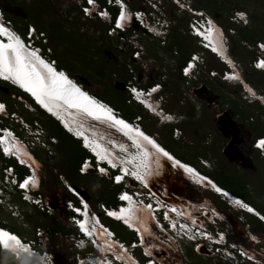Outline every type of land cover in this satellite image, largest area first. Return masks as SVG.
<instances>
[{
    "label": "rangeland",
    "instance_id": "1",
    "mask_svg": "<svg viewBox=\"0 0 264 264\" xmlns=\"http://www.w3.org/2000/svg\"><path fill=\"white\" fill-rule=\"evenodd\" d=\"M27 1L28 15H26L28 12L24 13L21 9H15L14 2H17L16 0L11 2L10 0H0V7L4 9L6 16H11L12 24L17 28H22L27 22V28H29L31 24L35 25L30 21L36 20L37 25L35 27L39 34L43 33L45 35V40L43 39L42 42H47L43 45L51 53L50 57H54V55H58L60 58L67 57L65 62L74 66L75 76L81 80L83 79L87 86L98 94L107 92L108 99L117 102L122 107H125V105L116 91L123 96H128L126 84L129 81L138 83L143 87L153 83H161L164 86L162 91L165 97L164 107L177 116L183 115L184 119L180 124L172 125L160 123L158 117L151 116L148 113L147 115L143 114L142 124L148 129L147 131L157 135L160 140L170 144L181 154L197 160V165L201 166L203 170L200 171L203 174L206 170H214L238 176L239 179L242 178L248 182L247 186L251 196L264 205V156H261L260 153L250 147V138L256 135L255 133L264 126V105L259 101L253 102L252 98L247 99V95L243 94L241 85L233 82L227 83L221 80L219 76L210 77L209 72L211 70H221L222 65L214 57L208 56L207 53L203 57L204 65L192 73L191 82L187 85L186 79L180 76L177 68L176 54L178 49L170 46L177 34L182 36L183 42L189 46V50L201 51L196 40L188 33L187 24L190 18L188 12L180 11L171 0H162V4L158 1L155 6L160 9L159 12H154V7L146 0H125L130 8L145 10L150 19L154 20V16H159L171 24L170 33L166 39L162 37L153 38L147 32L135 31L137 34L133 36L138 35V42L143 47V57L136 60L132 59V47L129 45L131 44L128 42L129 38L124 40L121 35H109L104 31L106 24H108L106 21L86 20L81 17L79 10L81 0ZM217 1H225V9L215 13L211 12L209 8L201 7L198 0H188V3L195 9L205 10L228 32H231L229 29L236 30L235 36L230 39L232 56L240 63L244 79L254 89L264 93V72L256 71L250 65L254 53L257 52L256 44L237 40L241 25L230 20L233 13L242 11L247 14L249 26H251L249 13H257L261 18L257 23L255 34H264V1L261 0V3H252V1L247 4L241 0ZM43 3L48 5L49 9L43 11L40 14L41 18H39L36 13L38 9H41ZM234 4L241 6L243 10L234 7ZM34 5H40V7L34 9ZM134 30L132 29V31ZM131 32H129V35L133 34ZM126 36H128V33H126ZM261 41L264 42V39H261ZM169 48L172 50L170 51ZM207 62L213 66L212 69L207 70ZM65 71L68 72L66 69ZM107 86H112L115 90L106 91ZM197 86L205 87V96L202 92H192L194 87ZM209 94L213 98L207 97ZM4 95L25 119H37L42 127L49 132L48 125L45 123L46 119L36 109L30 107L22 98L10 93L7 87L0 85V98ZM235 101L237 105L234 106L235 108L238 107L241 113L239 116L235 111V118L243 123L249 138L246 135L245 142L242 145V150L246 154L243 161L242 158H237L234 162H231L223 152L227 141L223 139V135L214 119L220 113L217 108L219 103L221 108H228L229 106L234 108L231 103ZM132 105L134 106V104ZM131 109L139 108L135 106ZM249 114H253V118H250ZM175 126L181 130L179 138L174 136ZM54 146V153L51 157H46L42 149L35 150L39 157L37 168H39V174L42 178L41 190L47 198H50L48 202L53 206V214L49 215L34 207L20 204L16 212L13 213L12 210L7 211L0 206V219L9 225L15 226L16 231L27 239L34 238L36 228L40 227L45 231V234H48L47 248L58 258V264H71L78 252L74 247V241H71L72 235L69 234L70 237H68L66 236L68 231L58 230L54 226L61 224L66 229L71 228L65 208V202L70 199V195L62 188L59 175L63 174L69 181L75 182L77 186L84 188L94 208L97 207L102 197L110 195L114 191L111 189L112 185L106 179L95 175L93 172L88 173L86 176H74L69 173L64 154L57 149V145L55 149ZM165 148L169 150V148ZM169 151L173 153L171 150ZM197 170L199 171V168ZM175 172L176 170L173 168H166L164 171L170 180L176 179L172 175ZM211 179L213 180V178ZM155 181L158 182L157 185L163 184L161 181ZM180 182L178 188H175L176 191L171 190L176 199L188 203L193 202L194 204L195 202L203 203L209 200L208 202L212 203L211 205L229 216V221L221 223L223 225L221 227L229 230L231 240L241 242L247 250L263 258L264 231L257 230L255 226L248 223L251 219L250 216L241 211H230L227 204L221 201L220 197L214 196L207 189L191 186L189 182L186 183L182 180ZM52 199L56 202L50 201ZM190 210L193 211L192 208ZM238 218H241V220ZM105 221L109 224L110 229L123 239L129 241L132 238V235L120 224L106 219ZM203 221L207 222L205 219ZM70 230L75 231L73 228ZM257 240H261L262 243L257 245ZM180 245L182 249H186L185 254H174L175 258L170 257L168 259L169 264H230L222 260L217 254L208 251L205 246H200L195 250V248H191L193 244L190 242H181ZM0 257L9 260V256L6 254H1Z\"/></svg>",
    "mask_w": 264,
    "mask_h": 264
},
{
    "label": "clouds",
    "instance_id": "2",
    "mask_svg": "<svg viewBox=\"0 0 264 264\" xmlns=\"http://www.w3.org/2000/svg\"><path fill=\"white\" fill-rule=\"evenodd\" d=\"M97 1H99V3L106 8L104 16L101 18L98 17V18H87V19H97L101 21H106L108 23V26L105 28L106 32L108 28L116 26V22L118 20L117 16L120 13V10L123 9V11L120 14L119 20L124 19L126 22V27L124 29L119 27L118 35L123 34L126 38H128V36H130L129 32H131L132 29L133 30L135 29L131 33H134L136 30H140L142 32H147L149 35L153 36V38L162 37L166 39L170 33L171 24L166 22L163 18L159 16H154L153 17L154 20H152L150 19V16L147 15V12L140 8H134V9H135V12H138V13L140 10H142L143 13H141V15H136L135 12L132 14H128V10H129L128 4L126 3L125 0H110V1L105 0L104 4H102L100 0H97ZM146 1L151 6L154 7V10H155L154 12L160 11V9L157 8L155 5H157L158 1L160 4H162V0H146ZM171 1H173V3L177 5L180 11L182 12L186 11L190 13V10L188 9V6H187L188 0H171ZM182 1L185 4L181 3ZM182 5H186L187 7H183ZM110 7L116 9L115 15H113V12L111 11ZM79 10H80V7H79ZM0 11L2 13L0 18H3L4 23L8 25V26L2 25V27H0V33H2L3 35L7 37L5 45H0V82H5L6 84L17 88L20 92L24 93L25 96H22V94H20V96H17L16 94V97L22 98L30 107H33L37 111L38 109L43 110L47 115L51 116L55 121H57L59 126H61V128L65 132H67L70 136H72L74 139L79 141L80 146L83 149H85L86 152L89 154L83 159V161L81 162L78 168L80 174L87 175L88 173L93 172L97 176L105 175L108 178L109 183L111 184L110 177H111V174L115 170H122V172L124 173V179L130 178V175H129L130 169L140 168L138 167V165L140 164V157H142L145 161L143 162L144 163L143 168L145 169L146 175H147L146 183L148 184L150 188H153L149 183V178L151 177V173H152L151 170L153 167L152 155L148 159L149 155H148L147 150L146 149L144 150L143 146L145 144H141L142 142H140L141 138L150 140L154 142L157 146L161 147L165 151V153L170 158H172V160H174V162L172 161L171 163H172V168L176 170L175 161L178 163L180 162L174 159L173 157L174 154L172 153L173 154L172 155L166 149H164L162 145L158 143L159 141L157 142L154 140V138L157 139V135L152 134L148 132L147 130H145V127L142 124L143 119L140 116H136L133 119H129L125 117L119 108H117L114 104L108 102L104 98L100 97V95H98L97 93L88 89L86 83H84L82 80L81 81L78 80L76 76L72 75L65 68L68 71L66 72L64 67H61L59 65L57 58L50 57L51 53H49L48 52L49 50H46L43 45V44H47V42L45 41L42 42V40L45 38V35L43 34V36H40L39 33L37 32L35 25L31 24L29 28H27V31L25 33H22L15 25L12 24V20L7 18L4 12V9L2 7H0ZM124 15H128L129 19L123 18ZM215 24L216 22L214 21L213 24L211 25V28ZM6 27H8L9 30H7ZM158 27L164 28L165 32L158 33L157 35V34H154L153 31L148 29V28H158ZM187 28H188V33L196 40L197 45L201 48V51H192L189 54V58L179 69L180 76L182 77L181 68L183 66H186L189 72L191 73L195 72L200 66L204 64L203 57L205 56V53L208 54L209 52L212 55H214L215 59H217V61L222 65V69L218 71V74H216V76H219L221 80L227 83H232L227 80V77H224V74H225L224 70H229L228 66H230V69L233 72L231 74H234V70L231 67V65L226 61V58H224L220 54L216 55L214 53L216 52L214 50V45H212L209 41H207V39H205L203 34L198 35L197 33L190 32L188 24H187ZM221 29H222L221 37L223 41L222 42L223 46L226 48L227 52H230V54L232 55L231 50H230V44L228 47L227 41L225 40V36L229 34V36L232 38L235 35L234 34L230 35V32H228L227 29H224L222 27ZM127 31H128V36H126ZM136 39L138 40V35L136 36ZM137 43L142 47L141 43H139L138 41ZM7 45H10L11 47H5ZM130 46L132 47V50H133L134 49L133 45L131 44ZM256 46L255 48L257 51ZM260 52L264 55V48L261 49ZM256 55H257V52H256ZM32 60H33V64L39 67L40 72L41 71L45 72V70L42 68L43 65L50 68L53 72L52 80H47V78H45L40 72L38 73L37 69L33 66L31 62ZM235 62H237V60H235ZM236 66L238 67V69H240V72L242 73L241 68L237 65V63H236ZM206 67H207V70H210L207 65ZM17 69H22V71L18 74L16 71ZM257 71L264 72V68H261L260 70H257ZM1 73L8 74V76L2 77ZM61 76H63L66 82L70 84L71 86L70 88L73 89L72 91L66 92L65 90H63V86L60 80ZM182 78L185 79V77H182ZM19 82H21L23 85L25 84L28 85V90L22 89L19 86L21 85ZM84 84L86 85V87H84ZM128 84L131 89L128 88ZM73 85L76 86L77 88H73ZM126 88L128 90L127 91L128 98H129L128 100H131L137 104H140L141 107L149 115L158 117L160 123H168L172 125L174 124L177 125V124H180V122H182V120L184 119L183 115L177 116L175 113L167 111L166 108L164 107L163 103H164L165 97L162 93L164 86L161 83H153L152 85H147L143 87L139 85L138 83L129 81L126 84ZM198 88H200V86L194 87V90H192V92L195 93L196 91H198ZM247 91L248 89L244 87L243 94L248 95L246 93ZM257 92L264 97V93H261L260 91H257ZM136 93H140L141 98H139L136 95ZM39 97H44L49 102V104H51L54 107V110L57 113L49 109H44L43 107L38 105L37 98ZM253 98H256V97H253ZM28 99H31L33 104L29 103ZM66 100L69 101L70 103H75L77 107L83 106V104H81L83 100H86V104L90 107L91 106H94V107L101 106L102 108L106 109L110 113V115L113 117V120L110 121L109 124H106L105 122H100L96 118H93L92 116L87 115L83 111L81 112L76 111L73 106L67 103ZM55 101H60V104H54ZM254 101H257V100H253V102ZM261 104L264 105V102H261ZM2 111L7 112V111H12V110H10L9 108V103L6 100L0 98V113ZM81 114L87 115V119L84 120ZM135 119H137V122L135 121ZM65 120H68L73 125H79L78 130L68 129L64 123ZM91 121H94L96 123L91 122ZM118 121H122L126 123L128 127H132L133 129L136 130L135 131L136 133L141 132L140 135H142V137H140V139L137 141L133 139L134 137L130 138L125 132H123V128L121 126L120 127L117 126ZM89 124L92 127L93 126L101 127V125L103 124L106 125V127H102V128H104L108 132L109 136H105L102 133H95L93 131H90L89 129H87V126H89ZM134 126H137L138 128H135ZM141 128L144 129V131ZM175 128H178V127L175 126ZM256 136H259V135H253L250 138V147L251 149L260 153L261 156H264V154H262L259 150L253 147L252 142ZM179 137L175 136V138H179ZM86 140L92 143L95 146L96 150L99 151V153L94 152V150L87 145ZM6 148L8 151H10V153L15 152L18 158L24 159L29 162L30 166L32 167L31 170L29 169V172H31L32 179L34 180L38 177L35 185H33V182L31 183L32 187L30 189V192H32L33 194H37L38 192L43 194V191L41 190L42 178L39 174V168L35 167L32 159L27 158L24 154L25 152H29L30 154L34 155V157L39 162V157L34 153L35 151L32 152L29 148L22 145L18 140L13 141L10 138L8 139ZM146 148H148V146H146ZM106 154L107 156H105ZM2 156L4 159L3 162H5L6 164L10 163L14 165L16 169L18 170L23 169L24 171L25 170L28 171L27 168L29 167L27 166L26 168V166L20 165L16 157L12 155L11 157H6L4 155ZM184 163H180V164H184ZM184 165L188 167V168L183 167V170L185 171L187 180L191 184V186L201 187L203 189H207L211 191L213 195L220 197L221 201H224V203L227 204V207L230 211L237 210L238 212L241 211L244 213H249V214L255 215L256 217H258L257 216L258 214L262 216V218L260 217L258 218L264 222L263 215L255 207L251 206L248 202H246L243 198H241L240 196L239 197L233 196L231 195L230 192H227L226 190L220 188L217 185L213 186L208 181H206V184L196 182L192 177L194 174V171H192V169L197 171L198 167L190 163H186ZM80 169H83L84 171ZM124 179L122 180V182H124ZM59 181L62 185V188L65 191H67L68 194L70 195V199H67V200H72L71 204H68L67 200L65 202V208L67 211V219H68L69 226L75 230V231L71 230L70 232L67 233L66 236L70 237L69 234L72 235L71 241H74L73 242L75 245L74 247L78 251L76 253L74 262H72L71 264H92V262H90L87 259L88 256L91 257L96 264H105L104 263L105 259L107 261V264H124V263L128 264V261L126 260V258L124 259L115 258V255L117 256V254L115 253L116 249H114L113 243L116 242L115 234L116 236L118 234L112 231L115 233L114 235H111V236L107 235L105 236L106 238H104L106 239V241H108V244L102 245V243L100 244V242H98L100 241V238L96 236V232L98 231L99 233H103L102 232L103 226H105V224H108L105 221L106 219V220L120 224L121 227H123L127 232H129L133 238L132 232L135 230H140V227L139 225L133 222L132 218L133 216L137 217L138 211L140 215L142 213L141 212L142 209H145L146 212L148 213L147 201L149 200V198L146 199L147 201L146 203H144V206L142 207L138 206L135 201L128 199L126 203V207L121 210V212H124L125 219L120 220L114 215L115 213L112 212L110 209V208H114L118 204L117 198L114 197L116 202L110 203V204L106 203L105 201L99 200L100 202H103V204H106L105 207L102 208L99 204H97V207L94 208L92 203L89 201V195L84 191V188H81L72 182L74 186L67 189V187L65 188L60 178H59ZM132 182L133 184L139 185V183L133 179H132ZM215 182L216 181H214V183ZM112 186L120 187L121 185L114 184ZM159 188L160 189L164 188L166 190V187L164 184H159L158 187L155 189H159ZM145 189L148 190L147 188ZM166 192H167L166 197L168 199V191L166 190ZM87 195H88V198H87ZM44 198H45V201L47 202L50 199L49 197L47 198V196L45 195H44ZM13 199H14L13 204H16L18 208L20 204H23V205H27L30 207H34L37 210H39L36 204H33L32 202H30V200H22L21 197L18 196V194L15 195ZM234 200L237 201V204L232 203V201ZM50 201L56 202V200L54 199ZM172 202H174L175 204L174 206L175 211L171 212V214L174 217L173 221L176 222L174 224H177V225H174V227L168 228L167 229L168 233H162V235L166 237L168 236V238L175 241L174 246L171 249L173 253L178 254V255L185 254L186 249H182L180 243L181 242L185 243V241H187L193 244L191 245L192 249L195 248L196 250L200 248V246H205V248L208 251H210L213 254H217L222 260L229 262L230 264H264V255H263V258H261L257 256L256 254H254L253 252L247 250L241 242H234L231 240L230 238L231 234L229 230H227L224 227H221L223 226L222 225L223 223H227L229 221L228 218L219 217L217 214L214 215V213L208 212L211 216L209 217L208 215L206 216V214H202L198 209L195 210V213H193V215H187L184 212V208L186 206L184 203H181L178 199L177 201H172ZM14 208L15 207H13L12 209L8 211L12 210V213L16 212ZM160 209L162 210L163 208H160ZM219 213L220 214L224 213L226 215L225 212L220 211V210H219ZM48 214L52 215L53 213H48ZM139 215H138V218H139ZM204 219L207 220V222L203 221ZM238 219L241 220V218H238ZM213 220H215V222ZM76 222H80L82 226L79 228L76 227ZM164 222H166V220H164ZM179 223H181V225ZM149 224H150V218H149ZM202 225H206L207 228L203 229L201 227ZM0 229L3 230V232H0V255L6 254L9 256L8 257L9 260L7 259L4 260L0 257V264H58V258L55 257L52 251H50L47 248L48 234L47 233L45 234L44 233L45 231H43V235L37 234L36 233L37 228H36L35 237L32 239H27L21 233L16 231V229L13 230L9 228L8 225L4 224V222L0 223ZM196 229H199V231H196ZM205 233L210 234L212 238L215 240L212 241L208 239L207 237H204ZM3 234H7V236L5 237ZM12 236L16 237L13 240L18 241L17 244L18 243L20 244L19 246L20 248H22V251L24 248H26L33 255V258L28 260L25 258L24 255H22L18 251L11 250L5 246V244H7L8 239L12 240L11 239ZM94 236H96L97 240H95ZM30 240L31 241L35 240V242H30ZM135 242H136V247L134 248L135 250H134L133 257L129 255L132 260L138 258L139 263L141 262L142 264H145L144 262L147 260V258H152V263L150 264H160L158 262V254L165 253V250H158V251L154 250L153 252L157 251V253H154V254H149L148 252L146 254H142L143 252L142 243L143 242H139L138 239H136ZM210 242L212 243V246ZM233 242L236 244V246L231 245V243ZM261 243H262L261 240L256 241L257 245H260ZM218 245L223 247L224 250L227 248L229 249L230 254H228L227 258L223 257L222 255L223 253L220 254L217 251H215L214 249L215 247L213 246H218ZM116 246L117 247L119 246L118 243L116 244ZM262 250L264 252V247ZM128 252L130 253V251ZM169 258L170 257H167V258L160 257L162 261H167ZM99 259H102L103 261L100 263L98 261ZM163 264H165V262ZM175 264H179V263H175Z\"/></svg>",
    "mask_w": 264,
    "mask_h": 264
},
{
    "label": "built area",
    "instance_id": "3",
    "mask_svg": "<svg viewBox=\"0 0 264 264\" xmlns=\"http://www.w3.org/2000/svg\"><path fill=\"white\" fill-rule=\"evenodd\" d=\"M110 1V0H109ZM181 3H184L183 1ZM185 4V3H184ZM183 7H187L190 10V18L188 20V26L189 31L193 33H197L198 35H202L206 33V30H209L211 28V25L213 24L214 20L213 18L205 12V10L195 9L191 6V4L182 5ZM80 7V13L83 19L87 18H98L103 17L106 8L102 6L99 1L97 0H81L79 2ZM128 14H132L135 12V9L130 8L128 6ZM123 11V9L120 10V13L118 14V20L116 22V26H113L111 28H108L107 32L111 34L112 36L118 35V29L119 27L124 29L126 27V22L124 19H120V14ZM136 15H141L142 10L138 12H135ZM116 17V19H117ZM231 21L238 24V25H245L249 22L248 16L246 13L242 11H236L231 15L230 17ZM149 21V20H148ZM147 21V22H148ZM167 26V24H166ZM153 27V26H152ZM34 28V27H32ZM149 30L153 31L154 34L158 33H164L165 29L158 27V28H148ZM230 35L236 34L235 29H229ZM136 32L128 36L129 43L133 45V50H131L132 59L140 60L143 57V48L137 43V39L135 36ZM40 36H43L42 34H39ZM121 38L125 40V36L123 34H120ZM39 36V37H40ZM134 39V40H133ZM231 37L228 35L225 36V40L227 41V46L229 47ZM129 44V45H131ZM257 47V55L252 59L250 62L251 67L254 70H260L261 68H264V55L260 52L261 49L264 48V42L263 41H257L256 42ZM55 61V60H53ZM189 61V60H188ZM189 63V62H188ZM237 65L241 68L240 63L237 61ZM204 65V64H203ZM225 74L224 77L228 78V70H224ZM182 77H185L187 85H189V82H191L192 73L187 70L186 66H183L181 68ZM210 77H216V74H218V71L211 70L209 72ZM128 88H130L128 84ZM137 122V119H135ZM175 136L179 137L181 134V130L179 128H175ZM12 139L13 141L18 140L22 145L29 148L32 152L35 150H43V153L46 157H51L54 153L53 145L52 143H57V137L51 136L48 134V132L42 127L41 123L37 119H25L20 112L17 110L12 111H2L0 113V206L4 207L7 211L15 207L16 210L18 206L14 203V196L18 194L19 197H21L22 200H30L33 204H36V206L39 208L40 211L46 212V213H52L53 206L52 204L45 201L44 195L40 192L37 194H33L30 192L31 189V183L33 181L31 172H29V169L31 170L32 167L30 166L29 162L18 158L15 152H11L7 150L6 146L8 143V139ZM6 141V142H5ZM52 142V143H51ZM253 147L257 150H259L262 154H264V135L256 136L252 142ZM35 153V152H34ZM36 154V153H35ZM11 157L14 156L18 159V162L20 165H24L29 167L27 168L28 171L21 172V169H16V167L10 163L6 164L3 159V156ZM37 155V154H36ZM84 171L83 169H80ZM130 178L124 179V173L122 170H115L111 174V184L114 185H121L118 187V189L114 192V197L117 198L118 204L114 208H110L112 212H114L115 216L120 219L124 220V218H121L122 214L121 210L126 207V203L128 199H131L136 202V204L140 207L144 206V203H146V199L149 198L147 201L148 203V214L150 218V224H149V230L150 232L145 236V239L142 241L143 231L141 230H135L133 231V238H131L129 241L122 239L119 235L116 236L114 232L110 229L108 224H105L102 228V232L105 236H111L115 234L116 242L118 243V248L121 249L120 253H128L131 257H133L134 254V248L136 247V239H138L139 242H146V245L142 244L143 252L142 254H146L148 250L152 249L153 247L157 246H171L172 240L168 238V236L162 235V233H168L167 229L170 227H174V217L171 214V212L175 211L174 209V202L169 201L167 199V192L163 189H155L150 188L147 181V175L146 171L143 167L137 168V169H130L129 171ZM60 180L64 184L65 188L67 189L73 187L71 181H69L63 174L59 175ZM124 179V182L122 180ZM132 179L137 181L139 185L133 184ZM31 181V183H30ZM122 183V184H121ZM147 188L148 190H146ZM68 204H71L72 200H67ZM163 203V204H161ZM233 204H237V201H232ZM102 208L105 207L106 204H103V202L98 203ZM160 208H163L162 210ZM217 208L215 206H211L208 208L209 213H214L216 215ZM202 213V212H201ZM219 213V212H218ZM204 214V213H202ZM224 214V213H222ZM225 215V214H224ZM166 220V222H164ZM215 222V220H213ZM3 222H5L3 220ZM172 222V224H171ZM181 225V223H179ZM82 224L80 222H76V227H81ZM85 226V225H84ZM183 226V225H182ZM203 229H206V225L201 226ZM88 229V227H87ZM148 230V231H149ZM208 230V229H207ZM3 231L0 229V232ZM184 231V230H183ZM196 231H199V229H196ZM37 234L43 235V230L38 227ZM146 233V232H145ZM144 233V235H145ZM184 233V232H183ZM219 233V232H218ZM221 234V233H220ZM157 237L159 240H156L152 238V236ZM41 237V236H39ZM204 237H207L208 239L214 241L215 239L212 238V236L208 233L204 234ZM166 238V240H165ZM160 241V242H159ZM30 242H35V240H30ZM102 245L108 244V241L106 239L104 241H99ZM163 243V244H162ZM211 243V242H210ZM231 245L236 246V244L233 242ZM212 246V243H211ZM215 247V251L218 253H223V257L227 258L228 254H230L229 249H225L218 246ZM130 251V253L128 252ZM172 256L175 255L172 254ZM161 258H167L171 257V254L169 253H159L158 254V262L160 264H169L170 262L162 261ZM115 258L117 256L115 255ZM136 258V257H135ZM87 259L92 262V264H96L91 257H87ZM120 259V258H118ZM121 259H124L122 257ZM135 261V264H142L139 263V259H133ZM100 263L103 261L102 259L98 260ZM105 264H107V261L105 259ZM145 264L152 263V258H147V260L144 262ZM125 264V263H124Z\"/></svg>",
    "mask_w": 264,
    "mask_h": 264
},
{
    "label": "trees",
    "instance_id": "4",
    "mask_svg": "<svg viewBox=\"0 0 264 264\" xmlns=\"http://www.w3.org/2000/svg\"><path fill=\"white\" fill-rule=\"evenodd\" d=\"M244 1L245 4L247 3H261V0H241ZM264 1V0H263ZM100 2L102 4L105 3V0H100ZM198 3L201 7H205V8H209L211 12L215 13V12H219L222 11L223 9H225V1L221 2V1H217V0H198ZM236 5L234 4V7ZM41 9L37 10L36 15L39 16V18H41V13L43 11H46L47 8L49 9L48 5H45L44 3L41 5L40 7ZM236 8H239L241 10H243V8L241 6H236ZM44 9V10H43ZM111 11L113 12V15H115L116 13V9L110 7ZM250 15V19H251V26H249L248 24L245 25H241V28L239 29L238 32V36H237V40H244L247 43H251L253 45L256 44L257 40H261L264 39V34H255V29L257 27V23L260 20L261 16H259V14H253L249 13ZM11 16L7 15V18L10 19ZM30 23H34L35 25H37V21L36 20H32L30 21ZM27 23H25V25L22 28H18L22 33H25L27 31ZM108 26V24H106L105 28ZM45 28V27H44ZM104 28V31H105ZM128 33V31L126 32ZM125 34V33H124ZM171 48L173 47H177L178 51H177V68L178 71L180 69V67L186 62V60L189 58V54L192 52L191 50L188 49V45L185 44L183 42V38L181 35H175L174 36V42L172 43V45L170 46ZM171 48L170 51L172 50ZM194 50V49H192ZM208 56L210 57H214V55H212L211 53L208 52ZM254 57L256 56V53H254L253 55ZM55 58H57V60H59V65L61 67L66 68L72 75L75 76V68L71 63H66L65 62V57H59L58 55H54ZM215 58V57H214ZM207 66L209 69H211L213 66L207 62ZM257 71V70H256ZM263 72V71H260ZM77 77V76H76ZM78 80H80L79 77H77ZM81 81V80H80ZM128 81V80H126ZM0 85L7 87V89L9 90L10 93L12 94H17V96H20V94H22V96H25L24 93L20 92L17 88L10 86L8 84H6L5 82H0ZM87 85V84H86ZM88 87V86H87ZM88 89H90L91 91L95 92L94 90H92V88L88 87ZM110 90H115L114 87L112 86H107L106 91ZM97 93V92H95ZM117 95L120 99H122L123 104L125 105V107H122L121 105H119L117 102H112L108 99V94L107 92L102 93V94H98L100 95V97L104 98L105 100H107L108 102L114 104L117 108H119L123 115L129 119H133L136 116H140L143 119V114L147 115V112L141 107L140 104H137L131 100H128V96H123L122 94H120L119 92H117ZM9 96V95H8ZM2 99L6 100L9 103V108L10 110H16L13 107V104L10 103L7 99V96L4 95V97H2ZM29 103L33 102L31 101V99H28ZM132 102V104H134V106L132 104H130ZM231 105L234 107V110L236 111L237 115H241L240 113V109L237 107L235 108L234 105H237V102H232ZM137 106L139 109H134L132 110L131 107H135ZM38 112L41 114V116H43L46 119L47 123V127L49 128V132L48 134L51 136H55L57 137V143L52 145H57V149L61 150V152L64 154L65 156V160H66V164L68 165V170L69 173H72V175H78V176H86L83 174L79 173V166L81 164V162L83 161V159L89 155L85 149H83L80 144L79 141L74 139L72 136H70L67 132H65L61 126H59V124L57 123V121H55L51 116L47 115L43 110L38 109ZM21 114V113H20ZM22 115V114H21ZM250 118H253V114H249ZM144 126V125H143ZM145 127V126H144ZM145 130L146 129L145 127ZM153 134V133H152ZM256 135H264V126L258 130L257 133H255ZM171 135V132H170ZM157 140L163 144L165 147L169 148V150H171L176 157H178L179 159H181L184 162H188L190 164H193L195 166H197L200 170H203L201 168V166L197 165V160L193 159V158H189L187 156H185V154H181L176 148L172 147L170 144L160 140L157 137ZM175 141V140H174ZM178 141L176 140V143ZM54 146V149H55ZM21 172H24L23 169L20 170ZM206 175H209L211 178H213V180L216 181L217 184H219L220 186H222L223 188L229 190L231 193H233L234 195L240 196L241 198H243L246 202H248L249 204L253 205L263 216H264V205L260 202H258V200H256L255 198H253L248 190V182H246L245 180H243L242 178L239 179L238 176H233L230 174H226L223 172H216L214 170H206L205 171ZM73 176V177H74ZM102 178L106 179L108 182V178L105 175L101 176ZM74 184H76L75 182H73ZM117 186H111V189H113V191L117 190ZM114 193V192H113ZM111 193L110 195H105L104 197L101 198V201H105L106 203L110 204V203H115V198H114V194ZM216 196V195H214ZM193 203V202H192ZM248 216L251 217V219L249 220V224H252L253 226L256 227L257 230L260 231H264V222L261 221L258 217H256L255 215L246 213ZM0 223H3V220L0 219ZM4 224L8 225L9 228L15 230V226L9 225L8 223L4 222ZM56 229H61L62 231H68L70 232V229H66L64 226L60 225H54Z\"/></svg>",
    "mask_w": 264,
    "mask_h": 264
},
{
    "label": "bare ground",
    "instance_id": "5",
    "mask_svg": "<svg viewBox=\"0 0 264 264\" xmlns=\"http://www.w3.org/2000/svg\"><path fill=\"white\" fill-rule=\"evenodd\" d=\"M123 18H127V19H129V16L128 15H124L123 16ZM213 20H214V18H213ZM215 21V20H214ZM216 22V21H215ZM221 25H219L217 22H216V24L215 25H213V27L212 28H210L209 30H206V33L205 34H203V36L205 37V39H207V41H209L212 45H214V50L217 52H214L216 55L217 54H220L221 56H223L224 58H226V61L231 65V67L233 68V70H234V74H231V73H233L232 72V70L230 69V66H228V78H227V80L228 81H230V82H233V83H237V84H240L241 86H242V88H244V87H246L247 89H248V91L246 92L248 95H247V98H252V100H257V101H261V102H264V97L262 96V95H260L254 88H253V86L251 85V84H249L245 79H244V77H243V75H242V73L240 72V69H238V67L236 66V62H235V59L232 57V55L230 54V52H227V50H226V48L223 46V41H222V37H221V33H222V29H221ZM5 43H6V41H5V39L3 40H0V45H5ZM220 57V56H219ZM32 62V64H33V60L31 61ZM33 66L37 69V72L39 73L40 72V69H39V67L38 66H36V65H34L33 64ZM42 68L45 70V72H43V71H41L40 73L45 77V78H47V80H52V78H53V72L52 71H49V68L48 67H46L45 65H43L42 66ZM1 76L3 77V76H8V74H5V73H1ZM60 80H61V83H62V86H63V90H65L66 92H70V91H72L73 89L72 88H70L71 86H70V84L68 83V82H66V80H65V78L63 77V76H61L60 77ZM21 85H19L22 89H24V90H28V85H23L21 82H19ZM73 88H77L76 86H74L73 85ZM86 90V89H85ZM136 95L139 97V98H141V94L140 93H136ZM253 97H256V98H253ZM66 99V98H65ZM37 101H38V105H40L41 107H43L44 109H49V110H51V111H54L55 113H57L55 110H54V107L51 105V104H49V102L44 98V97H39V98H37ZM67 101V100H66ZM259 101V102H260ZM67 103H69V105H71V106H73L74 107V109L76 110V111H78V112H81V111H83L84 113H86L87 115H90V116H92L93 118H96L97 120H99L100 122H105L106 124H109V122L110 121H112L113 120V117L110 115V113L106 110V109H104V108H102L101 106H98V107H94V106H88L87 104H86V100H83L82 101V103L81 104H83V106H79V107H77V105H75V103H70L69 101H67ZM54 104H60V101H55L54 102ZM63 104V103H62ZM82 115V114H81ZM87 115H82V118L85 120V119H87ZM91 122H94V121H91ZM64 123H65V125L67 126V128L68 129H70V130H78V126L79 125H73L72 123H70L68 120H65L64 121ZM94 123H96V122H94ZM81 126H83V125H81ZM117 126L118 127H122L123 128V132H125L130 138H133L134 140H139L140 139V137H142V135H140L141 134V132H135L136 130L135 129H133L132 127H128L127 125H126V123H124V122H122V121H118L117 122ZM102 127H106V125H101V127H98V126H90V124H89V126H87V129H89L90 131H93V132H95V133H102L103 135H105V136H109V134H108V132L104 129V128H102ZM135 128H138L137 126H134ZM142 129V128H141ZM143 131H144V129H142ZM146 132V131H145ZM147 133V132H146ZM148 134V133H147ZM144 136V135H143ZM154 140L155 141H157L158 142V140L156 139V138H154ZM6 142V141H5ZM140 142H142V141H140ZM86 143H87V145L90 147V148H92L93 150H94V152H96V153H99V151L98 150H96V148H95V146L92 144V143H90L88 140H86ZM139 143V142H138ZM160 145H162L160 142H158ZM141 144H144L143 142L141 143ZM140 144V145H141ZM144 147V150L146 149L147 150V152H148V159L150 158V156L152 155V153L148 150V148H146V146L144 145L143 146ZM162 147L164 148V149H166L163 145H162ZM167 150V149H166ZM169 153H171L169 150H167ZM25 154V156L27 157V158H30V159H32V161H33V163H34V166L35 167H38L39 166V162H38V160L34 157V155H32V154H30L29 152H25L24 153ZM143 154V153H142ZM172 154V153H171ZM173 155V154H172ZM105 156H107V154L105 155ZM140 156H142V155H140ZM139 156V157H140ZM169 157V156H168ZM173 157H174V159H176L177 161H179L180 163H184V161L182 162V160L180 159L179 160V158L178 157H176V156H174L173 155ZM170 158V157H169ZM170 159H172V158H170ZM131 160H133V159H131ZM143 162H145L144 161V159L142 158V157H140V164L138 165V167H144V163ZM186 163H188V162H185L184 164H186ZM175 164H176V162H175ZM184 164H182V166L183 167H185V168H188L186 165H184ZM192 171H194V174H193V179L196 181V182H200V183H205L206 184V181H208L210 184H212L213 186L214 185H217V186H219L216 182L214 183V181L210 178V177H208L206 174H203V173H201L200 171H195V170H193L192 169ZM164 175H166L165 173H164ZM173 176L171 175V178H172ZM38 178V177H37ZM37 178L36 179H34L32 182H33V185H35V183L37 182ZM159 178V177H158ZM156 180V179H155ZM30 183H31V181H30ZM220 187V186H219ZM220 188H222V187H220ZM222 189H224V188H222ZM224 190H226V189H224ZM227 191V190H226ZM227 192H229V191H227ZM231 195H233V196H237V195H234V194H232L231 193ZM237 197H239V196H237ZM233 200V199H232ZM176 201H177V199H176ZM209 201V200H208ZM203 202V203H196L195 202V204L194 203H192V202H184V201H180L181 203H184L186 206H185V208H184V212L187 214V215H193V213H195V210H199L200 212H202V213H204V214H206V215H208L209 217H211L210 216V214L208 213V208L209 207H211V206H213V205H211L212 203H210V202ZM191 204H193V205H191ZM251 205V204H250ZM190 208H192L193 209V211H191L190 210ZM139 212V211H138ZM137 212V217L136 216H133V222L135 223V224H137V225H139V227H140V230L141 231H143L144 233H145V235H144V233H143V238H142V241L146 238L145 236H148L147 234L150 232V230H149V215H148V213L146 212V210L145 209H142V213L139 215V213ZM219 212V210L217 209L216 210V213H217V215L219 216V217H226V218H228L229 219V216H227V214L226 215H223V214H220V213H218ZM122 214H124V212H122ZM138 215H139V218H138ZM264 217V216H263ZM121 218H124V216H122L121 215ZM137 218H138V220H137ZM125 219V218H124ZM233 221V220H232ZM132 222V223H133ZM133 223V224H134ZM142 224V225H141ZM149 230V231H148ZM1 232H3V231H1ZM86 233H87V231H86ZM96 236L98 237V238H100V241H104L105 239L104 238H106L105 237V235H104V233H99L98 231L96 232ZM96 236H94L95 237V240H97V238H96ZM152 236V238H154V239H156V240H159L157 237H155V236H153V235H151ZM12 237H14V238H16L15 236H12ZM11 237V238H12ZM174 239V238H173ZM145 241H146V239H145ZM143 242L142 244L143 245H146V242ZM17 242L18 241H16V240H10V239H8V241H7V248H9V249H11V250H14V251H18L19 253H21L22 255H24L25 256V258L26 259H28V260H30L31 258H33V255L26 249V248H24L23 249V251H22V248H20V244L18 243L17 244ZM99 242V241H98ZM160 242V241H159ZM174 243H175V241L174 240H172V244H171V246H167V245H164L163 243V246L164 247H162V246H157V248L156 247H153V250L152 249H150V250H148V253L149 254H154V253H157V251L158 250H165V253L167 252V253H169V254H171V257H173L174 258V256H172V254L174 255L175 253H173L172 251H171V249L173 248V246H174ZM116 242H114L113 243V246H114V249H116V254H117V258H122V257H124V258H126V260L128 261V264H135V261H133L132 259H131V257L129 256V254L127 255V253H120V251H121V249L120 248H118L117 246H116ZM104 249H106V248H104ZM154 250H157V251H155V252H153Z\"/></svg>",
    "mask_w": 264,
    "mask_h": 264
},
{
    "label": "water",
    "instance_id": "6",
    "mask_svg": "<svg viewBox=\"0 0 264 264\" xmlns=\"http://www.w3.org/2000/svg\"><path fill=\"white\" fill-rule=\"evenodd\" d=\"M81 80V79H80ZM82 81L85 83V81L82 79ZM84 87L86 85L84 84ZM123 87V85H122ZM205 89L204 86L198 88V91ZM195 92V93H196ZM229 110V109H228ZM216 125L220 129V132L224 137H229V142L225 143L224 146V154L228 158L229 161L234 162L237 158H245V152L242 150L240 144L242 142V138L239 136V128L243 126L242 122H239L236 120V118L233 116V114H229L227 110L222 111V113H219L216 118ZM231 136V137H230ZM141 141L148 146L150 152L152 153V170H151V177L149 178V183L153 188L158 187V182L155 181H161L166 187V190L168 191V199L171 201H176L175 196L171 193V190H177L175 188H178V185H180V181H184L188 183L185 171L183 170L182 164L176 162V172L173 173L174 177L176 179L170 180L167 175H164V171L166 168H172V161L174 160L170 159L168 155L165 153V151L157 146L154 142L147 140L145 138H141ZM241 161V162H242ZM175 170V169H174ZM166 174V173H165ZM160 180H159V178ZM88 198V195H87Z\"/></svg>",
    "mask_w": 264,
    "mask_h": 264
},
{
    "label": "flooded vegetation",
    "instance_id": "7",
    "mask_svg": "<svg viewBox=\"0 0 264 264\" xmlns=\"http://www.w3.org/2000/svg\"><path fill=\"white\" fill-rule=\"evenodd\" d=\"M12 0H10V2H11ZM13 1H15V0H13ZM17 2H14V6H15V9H17V10H22L24 13H26V12H28V13H26V15H28L29 14V11L27 10L28 8H27V6H28V1L27 0H16ZM27 1V2H26ZM40 7V5H34V9H37V8H39ZM202 92V94H204V96H205V94H206V89H203V90H201L200 91V93ZM199 93V94H200ZM207 97H209V98H213V97H211L210 96V94L207 96ZM215 100V99H214ZM216 102V101H215ZM220 106V103L217 105V108L219 109V111H220V113H222V111H224V110H227L228 112H229V114H233V116L235 117L236 115H235V110H234V108H232V107H228V108H221V107H219ZM223 109V110H222ZM229 109V110H228ZM217 111V110H216ZM219 114V113H218ZM217 114V115H218ZM215 120V119H214ZM216 122V121H215ZM246 129H244V127L243 126H241L240 128H239V136H240V138H242V142H241V144H240V146H241V148H242V145L244 144V142H245V136L246 135H248V138H249V134L248 133H246V131H245ZM222 134V133H221ZM231 137V136H230ZM223 139L224 140H226L227 142H229V140H230V138L229 137H224L223 136Z\"/></svg>",
    "mask_w": 264,
    "mask_h": 264
},
{
    "label": "snow or ice",
    "instance_id": "8",
    "mask_svg": "<svg viewBox=\"0 0 264 264\" xmlns=\"http://www.w3.org/2000/svg\"><path fill=\"white\" fill-rule=\"evenodd\" d=\"M5 47H11L10 45H7V46H5ZM41 63H43V62H41ZM47 67V66H46ZM17 71V73L19 74L21 71H22V69H17L16 70ZM49 71H52L50 68H49ZM62 75V74H61ZM5 237L7 236V234H3ZM11 239H15L14 237H12ZM5 246L7 247L8 245L7 244H5Z\"/></svg>",
    "mask_w": 264,
    "mask_h": 264
}]
</instances>
